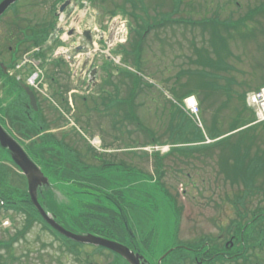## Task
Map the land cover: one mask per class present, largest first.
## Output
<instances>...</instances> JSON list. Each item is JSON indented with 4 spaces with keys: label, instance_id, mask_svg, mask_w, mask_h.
I'll list each match as a JSON object with an SVG mask.
<instances>
[{
    "label": "rangeland",
    "instance_id": "obj_1",
    "mask_svg": "<svg viewBox=\"0 0 264 264\" xmlns=\"http://www.w3.org/2000/svg\"><path fill=\"white\" fill-rule=\"evenodd\" d=\"M90 2L99 12L101 21L114 11L129 14L133 29L123 57L136 70L132 56L127 57L129 54L125 51H131L140 34L146 35L149 28L157 27L150 30L143 40L140 61L144 84L151 81L153 86L147 88L143 85L136 99L129 100L133 78L127 73L114 78L112 73L115 70L103 68V72L106 71L111 77L110 80L106 79L111 85L104 86L103 74L97 97L82 101L81 97L73 95L75 113L68 117L58 112L59 106L62 107L58 99L54 97L55 102L51 103L40 96L45 123L50 129L48 133L56 141L72 145L76 149L74 151L84 153V156H79L80 160L100 165L101 162L94 161L92 153L86 152L85 146L89 145L86 139L94 137L96 144L103 143L107 150L114 151L109 155L114 162H125L128 169L159 180L154 157L145 153L143 148L149 145L151 132L156 134L155 138L161 144L175 146L170 141V131L177 124L175 118H182L178 103L182 102L183 95L194 94L200 104V118L207 135L216 125L213 134L225 135L229 132L230 136L223 141L220 150L214 149L207 155L193 153L187 159L184 156H170L169 153L162 157L165 160L161 165L166 174L160 177V182L170 195L162 192L155 195L158 198L157 214L149 225L156 230L154 239L157 246L154 248L153 261L155 263L159 256L172 250L175 243L192 244L206 239L219 245L233 242L234 235L231 237L227 233L235 221L241 219L247 223L259 213L264 215V124L248 126L252 122L254 124L255 118L245 105L246 94L264 85V0H138V9L133 13L129 0ZM43 6L50 7L51 2ZM43 6L40 0H22L0 22L1 63H12L8 49L14 47L18 32L14 30L16 37L11 35L12 24L15 22L17 25L19 17L21 22L18 29L27 25V19H33L32 25L40 22L39 18L48 15ZM49 14L46 22H55L56 12L50 9ZM245 17L250 18L245 23H237ZM175 20L180 25L173 24ZM163 22V28H159V23ZM102 26L101 30H107L104 23ZM24 54L23 46L15 61ZM56 62L51 60L42 64L46 83L50 85V94L61 92L67 97L72 93L73 85L66 66L60 62V67L56 69ZM52 74L57 84L50 81L52 78L49 76ZM7 81L4 77L6 86L12 87ZM103 86L105 90H101ZM115 86L120 88L119 93L114 89ZM2 88L0 106L5 107L9 94ZM66 107L68 109V105ZM128 108L133 110L137 120L133 121L129 117ZM62 109H65L64 105ZM188 118L186 115L184 119ZM94 152L96 156H104L103 153ZM213 153L217 154L218 161L221 157L233 159V162L226 164L229 165L226 166L228 170L223 169L225 164H221V168L216 161H212ZM9 159V152L0 149V162L9 168L3 188L15 194L12 201H21L19 195L24 192L26 182L16 166L7 163ZM227 173L229 177L226 179ZM244 181L251 185L255 183L252 193L246 192ZM51 186L50 195H54V201L64 208L77 210L82 203L101 202L93 196L74 194L78 190L74 186L53 180ZM241 197H245V201L239 208L245 213V218L237 214L232 203L240 201ZM26 217L21 212L0 211V240L7 241L16 232L24 231L28 227ZM142 227L147 229L144 223ZM253 228L258 232L264 230V221ZM251 240L242 250L248 252L252 264H264V251L256 248L255 237ZM72 245L34 222L14 244L15 261L8 260V263L114 264V256L108 251L88 245L76 248ZM1 251L6 254V250ZM146 257L152 261L151 256ZM180 259L183 260V257ZM167 260H172L174 264H190L189 257L180 263L173 255L168 256ZM115 264L126 263L119 260Z\"/></svg>",
    "mask_w": 264,
    "mask_h": 264
},
{
    "label": "trees",
    "instance_id": "obj_2",
    "mask_svg": "<svg viewBox=\"0 0 264 264\" xmlns=\"http://www.w3.org/2000/svg\"><path fill=\"white\" fill-rule=\"evenodd\" d=\"M60 0H54L53 7L57 5ZM138 0H129L132 7V13L138 9ZM142 3V2H141ZM18 16V15H17ZM19 17V16H18ZM20 17L18 18V20ZM141 26V25H139ZM13 30L24 33L27 31L31 24L28 23L21 29L19 23L12 24ZM53 24L49 23L45 26L43 32L36 31L30 40L23 42L18 41L17 44L24 46L25 52L35 47H42L53 30ZM15 28V29H14ZM142 28V27H141ZM143 37L139 35V40L132 46L129 51V56H132L134 64L141 68V53L143 48ZM16 62H13L10 67H13ZM6 67V65H4ZM7 72L4 71V67L0 68V88L9 94L8 101L5 107L0 106V119L3 124H7L10 128L9 133L20 141L24 146L26 152L30 158L41 168L43 173L49 180H53L57 183L77 187L78 190L74 192L76 195L93 196L100 200L97 204L82 203L80 207L64 208L59 206L50 195V192L42 190L39 192V201L50 213L55 220L64 226L67 230L77 234H92L101 238L109 239L126 245L132 251L140 253L141 255H149L154 262V248L157 246L154 234L156 230L150 228L149 225L154 222V218L157 214L156 204L158 198L155 197L158 192H162L166 195H170L169 190L164 188L161 184V178L165 169L161 163L165 160L160 156H154L155 170L160 176L159 180L147 177L142 173L128 169L125 162H114L111 156H96L89 145H86V152L92 153L94 161L101 162L98 164H88L79 159V156H84L79 151L73 148L72 145H66L64 143L55 140V137L49 132V127L45 123L42 103L39 100V110L29 108V100L20 84L13 78H10ZM133 78L131 82V89L129 90L130 99H136L139 91L141 90L142 81L132 74H128ZM54 74L49 76L52 78ZM8 79V83L12 87H7L3 82V78ZM49 78V80H50ZM53 84H57V81L52 78L50 80ZM117 92L120 88L115 86ZM68 90L66 91V93ZM189 94V93H188ZM187 95V94H186ZM15 98H14V97ZM54 96L60 101V103H67L66 98L61 92H55ZM185 96V95H183ZM182 96V97H183ZM64 104V105H65ZM182 115L181 119L177 120L173 127H171L170 141L175 145L190 144V147H179L171 151L170 156L178 155L179 157H186L190 159L193 153H199L207 155L209 151H213L220 146V143L215 145H204L205 136L201 129H199L190 119H184L185 114L179 111ZM184 119V121H182ZM137 120V118H136ZM188 120V121H187ZM253 123V122H252ZM251 123V124H252ZM215 126L212 130H209V138L217 140L223 134L214 133ZM48 133V134H44ZM20 134L21 142L17 135ZM151 140L149 143H160L155 138V133L151 132ZM19 136V135H18ZM219 142V141H217ZM148 143V144H149ZM198 144V145H194ZM0 149L1 146H0ZM3 150V149H2ZM79 150V149H78ZM217 156L216 153L211 155L212 161ZM83 159V158H82ZM222 158L219 159L218 165L222 168ZM14 165L11 158L7 162ZM15 166V165H14ZM16 168V167H15ZM17 169V168H16ZM226 170L225 167H223ZM9 168L6 164L0 162V211L6 213H24L27 217L28 227L24 231L16 232V235L11 236L7 241L0 240V264H9L8 260L14 263L15 256L13 254L14 244L17 243L21 237L25 235V232L29 229L30 225L34 222L40 223L43 227L49 229L40 217L38 212L32 205L31 199L26 188L22 194L19 195L21 201H12L15 195L12 191L4 189V183L7 182L6 174ZM166 174V173H165ZM227 178L229 177L226 176ZM246 192H253L255 183L251 185L249 182H243ZM3 185V186H2ZM4 187V188H3ZM239 200L233 201V206L237 211V214L241 218H245V213L240 211L239 205L245 201V197L239 198ZM243 206V205H242ZM179 210V208H178ZM264 221V215L262 213L254 216L251 222L245 223V220H237L233 223L232 228L229 229L227 235H234L233 243L217 244L207 242L208 240L196 241L192 244H178L175 243L172 252L168 255H173L176 261H185L189 257L190 264H252V259L248 255L246 250H242L247 245V241L251 242L252 238L257 239L256 248L260 251H264V230L256 231L253 226ZM147 227L143 229L142 225ZM179 228L176 230V237H178ZM50 230V229H49ZM246 230V231H245ZM226 234V232L224 231ZM259 235L256 236V234ZM68 243L80 246L74 242ZM227 244V246H226ZM1 250H6V254ZM170 251L167 250L163 255ZM240 253V254H238ZM163 255L159 256L162 257ZM229 255V259L225 257ZM167 256V257H168ZM167 257L163 260V264H174V262L168 261ZM183 257V260L180 259ZM184 257L186 259H184ZM147 258V257H146ZM122 260L119 256H114V264ZM155 261L154 264H156ZM178 264L177 262H175ZM153 264V263H152Z\"/></svg>",
    "mask_w": 264,
    "mask_h": 264
},
{
    "label": "water",
    "instance_id": "obj_3",
    "mask_svg": "<svg viewBox=\"0 0 264 264\" xmlns=\"http://www.w3.org/2000/svg\"><path fill=\"white\" fill-rule=\"evenodd\" d=\"M17 1L18 0H3L0 3V18ZM68 4L69 2H67L61 10H65ZM85 35L87 39H90L89 33H86ZM22 87L29 96L30 106L37 111V100L34 93L26 86L22 85ZM0 145L3 149H6L10 152L12 161L21 170L22 174L26 177V180L28 182L29 195L35 208L38 210L43 220L56 232L75 243L82 245H90L109 250L123 258L128 264L148 263V261L143 255H141L140 253H135L125 245L104 238L96 237L91 234H77L65 229L60 224H58L54 217L45 211V209L41 206L38 200L39 192H41L44 187H47L49 185V180L44 176L41 169L30 159L24 148L13 137L8 134V132L3 128L1 124ZM164 257L160 260V263L164 259Z\"/></svg>",
    "mask_w": 264,
    "mask_h": 264
},
{
    "label": "built area",
    "instance_id": "obj_4",
    "mask_svg": "<svg viewBox=\"0 0 264 264\" xmlns=\"http://www.w3.org/2000/svg\"><path fill=\"white\" fill-rule=\"evenodd\" d=\"M61 23H64V19L60 20ZM73 26V25H72ZM71 28V26L69 27ZM113 31H115V36L113 39H110L107 45V51L105 53H109L110 47H114L119 43H123L126 41L127 37V27L124 22L117 21L116 23L113 24L112 26ZM68 30V29H67ZM77 32L80 34V29L77 27ZM99 46L95 44V48L87 54V56H91L92 53L98 52ZM70 50H65V52H69ZM64 52V53H65ZM84 55H79L75 57V60L77 61L78 65H81L82 60H83ZM250 103L256 108L258 112V118L259 121L264 120V89H262L259 93L253 95L250 97ZM190 106L192 107L193 111H196L195 109V104L193 102H189Z\"/></svg>",
    "mask_w": 264,
    "mask_h": 264
},
{
    "label": "flooded vegetation",
    "instance_id": "obj_5",
    "mask_svg": "<svg viewBox=\"0 0 264 264\" xmlns=\"http://www.w3.org/2000/svg\"><path fill=\"white\" fill-rule=\"evenodd\" d=\"M0 2H2V0H0ZM49 2H51V6L49 7V6H46V8H45V6H43V5H48L49 4ZM52 4H53V0H40V5L41 6H43L46 10H47V16H49V10L52 8ZM19 16V15H18ZM47 16H44V17H42V18H40L41 19V21L43 22L44 20H47ZM24 18V17H23ZM21 20V17H20V19H19V26H20V21ZM17 21V20H16ZM15 23V22H14ZM36 31H40V32H43L44 31V28L43 27H40L39 29H36ZM23 37H22V36ZM30 35H32V33H30V34H26L25 33V35H23L22 33H18L17 32V37H16V35H15V37H16V42L15 43H17L18 41H22V39H23V42L24 41H28V40H30V39H32V38H30ZM18 46H17V48H15V51H14V56H15V54H17L18 55V53H19V50L21 49V45L20 44H17ZM228 247V246H227ZM238 254H240V253H238ZM230 258V256L229 255H227L226 257H225V259H229Z\"/></svg>",
    "mask_w": 264,
    "mask_h": 264
}]
</instances>
